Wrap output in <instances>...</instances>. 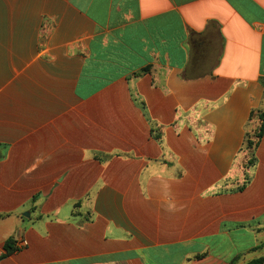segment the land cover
<instances>
[{"label": "crops", "instance_id": "crops-1", "mask_svg": "<svg viewBox=\"0 0 264 264\" xmlns=\"http://www.w3.org/2000/svg\"><path fill=\"white\" fill-rule=\"evenodd\" d=\"M262 115L264 0H0V264L263 257Z\"/></svg>", "mask_w": 264, "mask_h": 264}, {"label": "trees", "instance_id": "trees-1", "mask_svg": "<svg viewBox=\"0 0 264 264\" xmlns=\"http://www.w3.org/2000/svg\"><path fill=\"white\" fill-rule=\"evenodd\" d=\"M262 119H263V124L259 130V140L263 137V133H264V115H262ZM254 143L252 141H247V146H250V147H253ZM257 146V145H256ZM13 242H9L7 247L10 249L11 248V245H12ZM247 264H264V256L263 257H260V258H257V259H254L250 262H248Z\"/></svg>", "mask_w": 264, "mask_h": 264}, {"label": "built area", "instance_id": "built-area-1", "mask_svg": "<svg viewBox=\"0 0 264 264\" xmlns=\"http://www.w3.org/2000/svg\"><path fill=\"white\" fill-rule=\"evenodd\" d=\"M22 245L26 246L27 245V242L26 241H22L21 242ZM2 256V253H1V250H0V257Z\"/></svg>", "mask_w": 264, "mask_h": 264}]
</instances>
